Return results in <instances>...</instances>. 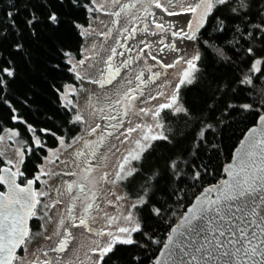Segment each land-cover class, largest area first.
Returning a JSON list of instances; mask_svg holds the SVG:
<instances>
[{
  "label": "trees",
  "instance_id": "trees-1",
  "mask_svg": "<svg viewBox=\"0 0 264 264\" xmlns=\"http://www.w3.org/2000/svg\"><path fill=\"white\" fill-rule=\"evenodd\" d=\"M49 3L62 13L63 22L55 28L41 23L33 35L23 23L27 10L36 7L43 19L47 11L43 5ZM82 3L92 7L88 0ZM237 6L238 0H232L216 13L218 18H226L224 31L217 30L219 19L211 17L203 29L198 79L192 86H183L179 91L180 102L188 114H176L173 109L161 113L163 134L173 132L174 136L168 141H152L134 163L133 175L123 182L127 196L136 199L146 179L158 173L151 202L161 207L164 214L153 215L148 208L136 212L142 230L132 234L135 243L117 244L114 253L105 256L106 264L154 263L172 228L193 200L206 187L224 179V167L231 161L235 148L264 113L260 110V101L264 100V65H261V73H249L252 60L244 51L254 46L258 56L264 55V40L258 38L264 33L245 34V28L253 32L258 26L264 27V0H250L248 13L243 18L231 14L230 9ZM9 10L18 11L14 29L10 27L11 18L5 16ZM68 12L67 4L62 5L60 0H0V29H4L0 36L7 35V39L0 42V67L13 65L15 68V78L6 77L10 83L0 93V101H9L0 103V135L9 127L17 128L23 138L30 137L28 126L51 132L68 127L71 110L63 103L62 95L67 86L79 85L74 68L69 71L72 64L68 61L82 57L85 41L84 35L68 21L76 19L87 26L94 14L84 8L75 10L73 16ZM17 42L23 47L17 49ZM217 49L224 53L223 58L215 54ZM245 74L251 76L253 83L241 88L239 78ZM229 103H250L255 110L228 109ZM226 111L230 115H226ZM205 123L212 124L213 131L201 143L198 138ZM35 135L50 137L42 132ZM175 158L185 161V165H181L183 179H174L167 168L170 159ZM3 162L0 155V164ZM186 165L199 167L200 177H194Z\"/></svg>",
  "mask_w": 264,
  "mask_h": 264
},
{
  "label": "snow or ice",
  "instance_id": "snow-or-ice-1",
  "mask_svg": "<svg viewBox=\"0 0 264 264\" xmlns=\"http://www.w3.org/2000/svg\"><path fill=\"white\" fill-rule=\"evenodd\" d=\"M60 3L67 4L69 8L68 15L73 16L75 10L84 8L86 12L98 11L94 6V0H88L92 7H85L82 0H60ZM232 3V0H193L192 3L188 4L183 8V12L190 14L191 19L188 21L187 30L180 29L179 31H173L172 36L182 39H187L189 41H195L198 39V33L202 28L209 23V18L213 20L219 19V25L217 30L224 31L227 27L225 19L223 17L218 18L216 13L219 11L220 7L227 6ZM157 8L161 7L159 3L155 5ZM47 9L46 13L43 14V19L41 18V13L38 12L36 7H32L27 10V18L23 21L24 25L27 27L30 33L35 35L36 26L46 22L49 26L53 28L59 27L62 21V13L55 9V7L49 3L43 5ZM250 7V0L246 3V0H238V6L230 9L233 16L243 18L247 15L248 8ZM147 13V8L144 9ZM178 13L169 12L168 15H177ZM18 11L14 13L9 10L5 13L6 18H11V28L17 27L16 16ZM119 15V13H116ZM68 23L72 28L76 29L81 35H85L88 31L86 25H82L76 19L69 20ZM248 23H251L249 20ZM264 24V21H262ZM157 29L162 30V25L156 24ZM80 29H84V32H80ZM4 29H0L3 31ZM235 31V29H233ZM255 32L264 33V27H256L253 32H248L245 28V34L248 36H253ZM260 40H264V34L258 37ZM7 39V35L0 36V42ZM205 44L207 41L204 42ZM17 49L22 48L23 45L17 42L15 44ZM147 47V45H145ZM143 51V49H141ZM246 56L251 58L252 63L249 68V73H261V65H264V55L258 56L257 49L254 46H249L245 50ZM113 56L116 54V49H112ZM218 57L223 58L224 53L217 49L215 53ZM71 55V53H69ZM123 55V53H121ZM113 56L108 57L109 70L119 71V69L111 68V61ZM153 60L156 59L155 56L152 57ZM201 60V54L197 52L191 58L183 61L186 65L182 74L180 75L177 83L175 84V91L172 95L167 98V102L161 103L156 109H140V113L147 116L151 115L154 118L161 116L164 110L173 109L179 101V91L183 86H192L194 82L198 79L199 73V62ZM71 65V61H68ZM181 61H177L180 63ZM79 66L85 64V59H80L77 61ZM125 67L128 66V61H123ZM73 67L69 68V71H73ZM167 67H173V65H167ZM76 78L83 80L84 77L76 72ZM155 75V74H154ZM6 77L15 78V68L13 65H7L0 67V93L3 92L4 88L10 83V80ZM140 84L143 85V80L141 77H137ZM90 83H95V81H89ZM253 83V80L249 74H245L239 78V87H247ZM251 90V89H249ZM136 89H129V92L125 94V99L131 104L136 99L137 96L133 95ZM141 91V95H142ZM163 95V93H160ZM264 95V94H262ZM151 100H155L156 97H150ZM9 101H0V103H8ZM127 108V106H125ZM228 109L236 110L240 109L242 111H254L255 107L250 103H229L227 105ZM260 110L264 112V100L260 101ZM185 113L188 111L185 107H176L175 113ZM226 115H230L226 111ZM118 117L108 116L105 117V121L108 127L113 129V132H108L107 135L111 136L114 132L119 131L120 127L123 125V120L120 119L118 123ZM84 122V117L78 112L69 121L71 124H80ZM259 122L261 124V129L258 131L256 128H252V135L243 144L242 148L237 151V164L235 168L229 166L225 169L232 180L221 181L220 186L217 188L205 189V193H211L213 191L217 192L215 198H211L209 195L202 194L201 197H197V203L188 209L184 215L182 222L176 228H173L172 234L167 237V243L163 244L164 252L161 253L163 260L157 259L155 264H176V260L179 259L183 261V258H189L190 262H195L199 256L200 259L207 260L211 258L213 264H215L217 258L227 257L228 260L226 264H264V211L257 212V208L261 207L255 203L257 200H261L264 197V161L257 164L254 157L259 154L264 157V114L259 115ZM31 129V133L34 139L31 143L27 144V147L21 149L18 153V159L13 162L12 160L7 161L9 167L0 169V184L7 185L8 191L0 192V264H14L16 260V249L23 247L26 243L30 242L29 235L30 230L27 227L26 221L31 217L35 216V209L39 205L45 210L44 214L56 206L57 202L52 204L42 203L41 198H47V192H38L34 189V184L40 182L42 177H47L50 175L43 168V165L37 168V172L32 178L26 175V170L24 165L26 163L25 153L38 154L39 152H48L51 155H55V152L47 148L46 141L42 139L41 136L35 135L36 132H42L55 136L56 133L51 132L48 129ZM101 125L96 124L95 127H91L88 130V136L91 137L97 134L98 129ZM141 126L136 125L135 128L128 127L124 131L120 132V136L124 139L121 143L127 141L128 137L137 131ZM157 128L162 129V124H157ZM149 133L151 132V127L149 126ZM213 131V125L205 123L199 134V141L203 143L207 140L208 133ZM16 135H19L17 132ZM170 136H174L173 132L168 135H164L162 132L159 135H149L146 134L143 137L144 141H155L164 140L168 141ZM103 139V137H101ZM83 137L76 138L73 143H80L83 141ZM60 144H64L65 140L63 136L59 137ZM27 143V142H26ZM137 145H140L138 140ZM87 146L90 141H84ZM150 146V145H149ZM140 159V153L133 154L128 152L122 158V162L119 164L118 169L115 173V179L111 183L115 184L118 181L127 179V177L132 176L134 169L125 172V166L130 164L131 161ZM44 162L48 164H54L55 161L50 159L49 156L43 157ZM181 165H185V161L182 158L170 159L167 168L170 171L174 179H183L184 171ZM192 175L199 178L201 175V169L199 167H194L192 165H186ZM206 171V169H204ZM158 177V173L154 174L151 178L146 179L144 185L141 186L140 192L137 194L136 201L131 204L129 211L127 212L124 219L132 223L134 221V212L142 211L144 208H148L153 215L162 216L163 210L161 207L152 205L151 198L154 195L155 181ZM46 183V181H44ZM259 193V195H254ZM244 198V200H241ZM120 200L121 197H116ZM252 201V202H247ZM91 208L92 205H88ZM254 217H259L255 219ZM70 219H74L69 214ZM80 225H85L86 220L80 219ZM141 223L138 218L135 221L133 227H120L117 232L119 234H124V238L121 235L114 234L113 232H108L106 235L111 237V240L107 246H101L97 251L99 254L98 264H106L105 256L110 253H114L115 246L117 244L121 245H132L135 241L131 238V233H136L141 231ZM104 234V233H101ZM159 243V241L157 242ZM63 246V242L61 247ZM53 252L57 249H52ZM47 256V252L44 253ZM31 264H40L39 260L32 261ZM44 264H51V261H44Z\"/></svg>",
  "mask_w": 264,
  "mask_h": 264
},
{
  "label": "flooded vegetation",
  "instance_id": "flooded-vegetation-1",
  "mask_svg": "<svg viewBox=\"0 0 264 264\" xmlns=\"http://www.w3.org/2000/svg\"><path fill=\"white\" fill-rule=\"evenodd\" d=\"M107 1L108 8L106 20L104 19V30L98 35L107 46L106 52H109V56H113L112 49H116V54L111 61V68L119 69V71L110 72L108 56L105 60L107 71L100 80L99 89H102L101 94H104V89H109L107 86L113 85L114 88H110L104 94L105 98H102L99 106L101 109L97 112L99 118L94 125L88 122L87 86L85 88L87 114L84 122L80 124L68 123V127L66 126L60 132L55 131V136L39 135L46 141L47 148L55 152L54 156L46 151L31 155L24 154L26 157L24 169L29 178L33 177L41 165L46 172L50 173L47 177H42L40 182L34 184L36 191L48 193L46 199L41 198L42 203L52 204L57 201L58 203L47 212V215L44 214V209L39 205L37 206L36 215L31 216L30 219V242L18 250L14 264H22L27 247L39 239L49 242L52 249H57L55 252L52 251L54 257L62 259L70 250L75 238L80 236L82 232H88V221L92 216L91 212L96 200L91 187L92 174L95 169L92 157L94 151H97V147L92 145V141H98L100 145L109 137L107 133L113 132V129L107 126L105 117L117 116L118 120L114 123H118L122 119L123 125L119 131L123 130L132 118L142 124L144 118H141L140 109H145L147 103L154 104V100H151L150 97H153L154 91L160 88L164 76L168 73L180 76L185 68L183 61L194 53H200V42L204 28L199 31L198 39L195 41L172 36L173 31L187 30L191 16L183 12V8L192 3L193 0ZM156 3H159L161 7L157 8ZM145 8H147V13L144 11ZM169 12L178 14L168 15ZM156 24L162 25V30L157 29ZM153 56L156 57L155 60L152 59ZM125 60L128 61L127 67L123 64ZM177 61L181 62L177 63ZM167 65H173V67H167ZM138 76L143 80V85L137 80ZM78 87L79 85H72L74 92L70 94L66 87L64 89L65 94L62 95L63 103L71 110L69 121L78 112L76 106ZM129 89H136L133 95L138 97L131 104L125 99V94L129 92ZM96 124L101 125L100 129H98L97 134L89 137L88 130L95 127ZM5 130L11 132L13 137L23 140V146L19 148V151L27 147V144L34 139L31 132L30 137L23 138L20 131L15 127H9ZM17 132L19 135H16ZM60 136L64 137L65 143L63 145L59 142ZM79 137H83L84 140L80 143H73V140ZM84 141H90V144L86 146ZM11 144L15 145L14 139L11 140ZM44 156H49L55 163L44 162ZM3 165H7V161L4 160L0 164V169ZM5 191L6 186L0 184V192ZM89 204L92 205L91 208L87 207ZM69 214L74 219H70ZM80 219H85L86 224L80 225ZM50 229L52 231L49 233ZM62 242L63 246L61 247ZM46 260L49 261V259H44L40 264H44ZM26 261L23 264H31L35 260Z\"/></svg>",
  "mask_w": 264,
  "mask_h": 264
},
{
  "label": "rangeland",
  "instance_id": "rangeland-1",
  "mask_svg": "<svg viewBox=\"0 0 264 264\" xmlns=\"http://www.w3.org/2000/svg\"><path fill=\"white\" fill-rule=\"evenodd\" d=\"M93 6V5H92ZM94 6L99 9L95 11L90 17V23L87 26L88 31L84 35L85 41L82 48V59H85V64L79 66L78 60L70 59L72 66H74L75 72H79L84 77L83 80L79 79V87L76 90L77 95V110L84 118L87 114L86 103V91L88 86V122L94 125L98 121L97 112L101 109L100 103L104 94L114 88L113 85L107 86L104 89V94H101L103 90L99 89L100 80L103 78L104 73L107 71L106 58L109 56V52H106L107 46L102 42L99 37V32L104 30V22L106 18V12L108 8L107 0H94ZM105 19V20H104ZM84 32V29H82ZM194 53L193 55H195ZM192 55V56H193ZM192 56H189L191 58ZM80 58V59H81ZM187 58V59H189ZM79 59V60H80ZM186 67V65H185ZM180 76L168 73L163 78V83L158 90L154 91V104H146L147 109H156L159 104L167 102V98L175 91V84ZM89 81H95L90 83ZM115 86H117L115 84ZM69 94L74 92L72 86H67ZM163 93V95H160ZM65 92L63 93V95ZM179 95V94H178ZM105 98V97H104ZM176 107H182L180 99L173 110ZM142 124L134 120H130L123 130L114 132L113 135L107 137L100 145L99 142L92 141V145L97 147V151H94L92 160L94 162L95 169L92 174V193L94 192L96 200L94 208L91 212L92 216L88 221V232H82L80 236H77L72 243L70 250L62 257L57 259L52 252V246L44 239L36 240L34 244L27 247L25 251L26 260H39L41 262L44 259H49L51 264H98L99 254L94 249H98L101 246H107L111 237H108L106 233L113 231L114 234L121 235L124 238V234L117 232L120 227H133L137 219V214L134 212V221L130 223L124 216L129 211L131 204L136 199L129 198L124 190L123 182L118 181L115 184L111 183L115 179V173L119 164L122 162V158L127 155L128 152H132L134 155L141 154L152 142L151 140L144 141L143 137L146 134L159 135L162 129L156 127L157 124H162L161 116L154 118L151 115L141 114ZM136 125L141 127L136 132L132 133L127 141L121 143L124 138L120 136V132L128 127L135 128ZM149 126L151 132L149 133ZM14 139L15 145L11 144V140ZM140 141V145H137V141ZM23 146V140L11 135V132L4 130L0 135V155L5 161L12 160L15 162L18 159L17 153L19 148ZM137 160L131 161L130 164L125 166V172L135 169L134 163ZM105 174V175H104ZM121 197L117 200L116 197ZM97 206H99L97 208ZM52 229L49 230V233ZM104 233V234H101ZM131 233V238H132ZM47 251V256L44 253ZM22 262V264H23ZM19 264V263H18Z\"/></svg>",
  "mask_w": 264,
  "mask_h": 264
},
{
  "label": "water",
  "instance_id": "water-1",
  "mask_svg": "<svg viewBox=\"0 0 264 264\" xmlns=\"http://www.w3.org/2000/svg\"><path fill=\"white\" fill-rule=\"evenodd\" d=\"M262 114H264V113H262ZM261 127H262V126H261V124H260V122H259V118H258L257 124L254 125V126H252V127H250V128L247 130V132L245 133L244 137L242 138V140L240 141V143L238 144V146L235 148V150H234V152H233V156H232L231 161H230L228 164H226V166L224 167V174H225V177H224V179H222L221 181H230V180H232V176H230V175L228 174V172L225 171V169L229 168V166H232L233 168H235V166H236V164H237V151H238L239 149L242 148L243 144H244V143L248 140V138L252 135L251 129H252V128H256V129L259 131V130L261 129ZM254 160H255V162H256L257 164H260L262 161H264V157H261L259 154H257V155L254 157ZM5 167H9V166H7V165H3V166L1 167V169L5 168ZM221 181L218 182L217 184L212 185V186H208V187H206L205 189H208V188H217V187L220 186ZM5 186H6V191H5V193H6V192L8 191V187H7V185H5ZM33 187H34V186H33ZM34 189H35V188H34ZM205 189H204V190H203V191H202L197 197H201L202 194L209 195L211 198H215V197H216V195H217V192H216V191H213V192H211V193H205ZM254 195H259V193L254 194ZM197 197L193 200V202L191 203V205L187 208V211H188L189 208H191L194 204L197 203ZM241 200H244V198H241ZM247 202H252V201H247ZM255 203L258 204V205H261V207H258V208H257V212L264 211V197H262L261 200H257V201H255ZM187 211H186V212H187ZM186 212L181 216V218L179 219L178 223H177L173 228H176L178 225L181 224L182 219H183L184 215L186 214ZM254 218H255V219H259V217H254ZM30 219H31V217L26 221V224H27V227H28V228H30ZM173 228H172V229H173ZM171 234H172V231H171V233H170L169 235H171ZM165 243H167V240H166ZM165 243H164V244H165ZM19 249H20V248L16 249V253L18 252ZM164 251H165V249H164L163 246H162L161 249H160V251H159V253H158V255H157V257H156V259H155V261H154V263H152V264H155V262H156L157 259H161V260H163V257L161 256V253L164 252ZM16 253H15V255H16ZM227 260H228L227 257L217 258L215 264H226V261H227ZM167 264H170V262H167ZM176 264H213V262H212L211 258H209V259H207V260H204V259H200L199 256H198V258H197V260H196L195 262H190V261H189V258H186V257H185V258H183V261L177 259V260H176Z\"/></svg>",
  "mask_w": 264,
  "mask_h": 264
}]
</instances>
